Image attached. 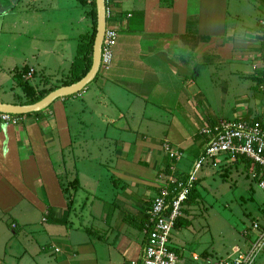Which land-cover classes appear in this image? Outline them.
Returning a JSON list of instances; mask_svg holds the SVG:
<instances>
[{
  "label": "crops",
  "instance_id": "obj_1",
  "mask_svg": "<svg viewBox=\"0 0 264 264\" xmlns=\"http://www.w3.org/2000/svg\"><path fill=\"white\" fill-rule=\"evenodd\" d=\"M92 3L0 0L1 35L28 39L21 37V43L15 41L10 49L1 50L5 63L1 75L28 66L33 75L40 71L69 76L73 62L84 58L85 38L94 31ZM107 3L113 15L110 26L119 34L112 69L99 74L80 95L57 100L48 108L51 115L41 120L33 116L19 126L0 123V264L139 260L160 176L174 177L168 174L169 164L180 178L189 175L206 148L202 130L229 117V113L223 117L219 108L212 111L209 98L226 104L233 80L246 78L260 84L264 77V0ZM241 5L246 7L245 15L258 16V27L245 23L234 33L229 17ZM43 12L46 15L40 18ZM44 37L51 40L48 48L33 44ZM22 54L19 65L10 62ZM210 69L212 73L207 72ZM198 83L204 86L199 88ZM256 86L246 101L258 107L257 115L247 117L237 111L234 120L264 122V97ZM7 99L0 102H16ZM35 131L47 140H35ZM165 142L181 153V163L176 165L168 157ZM52 153L55 157L60 153V158ZM190 208L186 207L184 220L189 227ZM32 210L42 212V218ZM254 223L264 226V213ZM184 228L178 229V239L173 238L179 264H216L250 247V237L231 241L234 236L221 230L215 234L217 249L211 245L198 253L190 244L198 240ZM226 239L230 241L224 243ZM10 245L15 246L16 256Z\"/></svg>",
  "mask_w": 264,
  "mask_h": 264
},
{
  "label": "rangeland",
  "instance_id": "obj_2",
  "mask_svg": "<svg viewBox=\"0 0 264 264\" xmlns=\"http://www.w3.org/2000/svg\"><path fill=\"white\" fill-rule=\"evenodd\" d=\"M44 4L45 1L42 5ZM245 8H246L245 6L241 5L231 10V14L229 17V27H231V29L234 30V33H237V30H240V28H242L245 25V23L247 26L250 27H258L257 26L258 16L256 17V15H254L253 12H251L249 15L247 14L245 15L242 11V9L245 11ZM85 10H89V9L85 8ZM253 10H255V12H258L260 9H253ZM45 15L46 13L43 12L39 17L44 18ZM111 22L112 20H109L108 24L110 25ZM1 34L2 33H1V20H0V101L1 99L8 100L7 98L9 99L13 98L14 101L17 102L25 101L27 99L25 93L17 86V82L21 78L23 81H29L37 88V90L51 89L53 87L60 86L72 79V75L61 78V77H55V75L53 74L52 76L48 74L44 75V73H40V71H38L37 74L35 73V75H33L34 72H30L28 66L27 68H25V66L21 67L19 68V70H16L14 73H8L4 71L5 75L4 73L3 75H1L2 74L1 64L3 66L5 64V63H1V54L3 53V51L1 52V50L3 49L5 50V47L7 48L6 50H8V48L10 49L12 43L15 41L21 43L23 39L28 40L25 35L21 36L23 38L22 39L19 35L16 36L10 34L7 35L6 34L1 35ZM35 41L37 43L34 42L33 44L36 47L39 46L45 49L49 47L51 42V40H49L47 37H44L38 41L35 39ZM45 41L47 42L46 47L43 46L45 44ZM89 41H90V37H86L84 41L86 47L89 44ZM24 56L25 55L23 54L22 56L21 55L16 56L13 59H11L10 62L19 65V63L22 61V57L24 58ZM76 61H74L72 66L70 67L71 71L74 69V64ZM70 64L71 63H69V66ZM60 66L62 67V71H63L64 64L62 63L60 64ZM55 68L56 67H54V69ZM207 72L212 73L213 71L210 69L207 70ZM55 80H57V82L51 85V83ZM242 80H244L243 82L244 85H241ZM242 80H240L239 82H235V80H233L232 84L229 83V85H231L229 88L230 97L228 98L229 100L226 102V104H218L217 101L209 98L210 102L214 103V104H210L212 111L216 112L217 108H219L223 117H226L229 113V117L227 118L230 120H234L237 118L235 117L236 114H234L237 111L242 112L243 116H247V117L250 113L251 115L254 116L257 115L258 107L257 108L254 107L252 102L249 103L248 101H246V99H248L250 95H252L253 87L258 85L259 81L256 80L258 81L257 84V82L255 81L253 82L252 79L245 78ZM219 82L220 81L218 80V83ZM198 84H199L198 85L199 88L204 86L201 83ZM235 91H236V95L233 96L234 94L232 92ZM81 93H78L76 95H80ZM259 94H261V96L264 97V95H262L263 94L262 92L259 91ZM74 96H70V97H74ZM244 101H246L245 104H242L244 103ZM202 112L203 110L199 108V113ZM43 114L51 115L48 109L45 110ZM42 137L44 138V140H47L46 137H44V135H41V133L35 131L33 136L35 140L41 139ZM57 146L60 147V145L58 144ZM191 152L193 153V151ZM52 155L53 157H55V154L52 153ZM56 157L60 158V153H58ZM171 160L173 161L175 160L176 165L183 161V159L180 162H178V160L176 159H171ZM228 164H232V165H230V167L226 169H223L224 167H222L221 164L220 165L214 164L212 167L207 168L206 171L204 169L202 172L200 171V173L198 174V177H201L203 175L201 180L203 181L204 184L200 188V192L203 197L200 194L202 199L198 200L197 203L190 205L191 206L190 213H192L191 221L193 222V224L189 228L187 227L184 228L188 232H190L193 238L196 237V239L198 240V242L194 241L193 243L192 242L190 243L191 245H194L197 248L198 253H202L206 250L211 249L212 248L210 247L211 245H213L214 249H217L215 247L217 243V238L215 234L216 233L219 234L221 230H223L224 233L227 232L231 236L232 235L234 236V238H230L231 241L237 238H244V239L247 238L244 237V235L247 232L251 231L253 223L256 221L257 218H260V213H264V193L259 188L258 184L254 181L255 171L253 172L246 171L245 164H239V166H236L235 163L228 162ZM163 178L167 180L168 177L163 176ZM41 200L46 201L47 199L42 198ZM32 213H35L37 216H39V220L43 216L42 212L40 213V211L35 212V210H32ZM184 217H186L185 214ZM8 219L9 217L6 218V223L8 222ZM13 227L16 226L14 225ZM0 232H1V226H0ZM172 235L175 240L178 239L180 236L178 230H175ZM3 239L5 240L4 237ZM229 241L230 240L226 239L224 243ZM10 247L12 254L16 256L17 253L15 251L17 250L15 246L10 245ZM2 251L3 248H1V252ZM9 259H11L10 256ZM220 261H222V259ZM256 264H264V250L261 253V255L258 257Z\"/></svg>",
  "mask_w": 264,
  "mask_h": 264
},
{
  "label": "built area",
  "instance_id": "obj_3",
  "mask_svg": "<svg viewBox=\"0 0 264 264\" xmlns=\"http://www.w3.org/2000/svg\"><path fill=\"white\" fill-rule=\"evenodd\" d=\"M92 1V0H90ZM112 13L107 10V28L102 45L101 73H108L113 67L114 51L118 45L119 34L108 24L112 20ZM264 25V21L262 22ZM264 73V65L262 66ZM33 72V70L31 71ZM264 94V83L260 86ZM27 121V117L0 113V123L11 126H19ZM223 133L220 134V130ZM203 135H211L209 129L201 132ZM165 151L171 159L180 160L181 153L173 150L171 145L165 143ZM229 155L233 158H246L255 167L259 168V188L264 193V126L252 122H222L216 129L215 137L209 145L207 156L197 160L188 175L187 182L178 181L172 176L167 180L160 176L162 182L159 186L160 194L154 199L150 211L149 220L144 228V246L141 259L132 264H179L180 257L174 250L173 232L176 230V222L183 216L185 203L189 200L199 177L198 174L207 164L209 159L220 155ZM258 174L255 172L254 177ZM166 180V181H165ZM171 196H175L168 202ZM250 237V247L246 251H238L236 256L218 262L217 264H255L264 249V226L262 223H254L252 232H247Z\"/></svg>",
  "mask_w": 264,
  "mask_h": 264
},
{
  "label": "trees",
  "instance_id": "obj_4",
  "mask_svg": "<svg viewBox=\"0 0 264 264\" xmlns=\"http://www.w3.org/2000/svg\"><path fill=\"white\" fill-rule=\"evenodd\" d=\"M107 5H108V3H107ZM91 9H92V16H93V19H94V32H93V34L90 37V41H89V44L87 45V47H86V45H84L83 48L81 49L82 50L81 54L84 56V58L83 59H77V61L74 64V69L70 72V75H72V79L70 81L65 82L64 84H62L60 86H56V87H53L51 89L37 90V88L33 84H31L29 81H23L22 78H21L17 82V86H18V88H20L25 93L27 99L25 101H20V102L16 101V102H14L15 105H33V104H36V103L40 102L41 100H43L45 97H47L53 91H55V90H57V89H59L61 87L71 86V85H73L75 83H78L84 77H86V75L89 73V71H90V69L92 67L93 46H94V41H95V36H96V29H97V9H96L95 0H93V3L91 4ZM262 55H263V65H264V44H263V54ZM262 73H263V70H262ZM263 75H264V73H263ZM97 79H98V76H97L96 80ZM260 80L261 81H260V84H258V88H259V90L261 92L260 86L264 83V77L261 78ZM69 98H71V97H69ZM43 112L44 111H42L40 113H34V114H28V115H19V117H24V116L25 117H33V116H35V117H38L41 120L46 115V114H43ZM222 122H226V123L227 122H235V123H238V122H252V123L259 122V123H261L264 126V122L257 121V120H254V121H252V120H244V121L243 120H222V121H219V122H217L215 124H211V125L206 126L204 129H209V131H211L212 133H211V135H203L201 133V135L206 138V143H205L206 148L203 151V153L201 154V156L198 158V160L207 156V151L209 149V145H210V143L212 141V138L215 137L216 129L221 126ZM219 133L222 134L223 130L221 129ZM165 143H167V142H165ZM164 147H165V144H164ZM172 149L175 150L173 147H172ZM164 151H165V148H164ZM165 153H166V151H165ZM166 154L170 158L169 154L168 153H166ZM228 162L229 163H235L236 166H239V164H245L246 171H248V172L255 171L258 174V176L254 177V181L257 184H259V182H260L259 168L255 167V165H253V163L250 160H247L246 158H242V157L233 158V157H231L229 155H223L222 154V155H220V156H218L216 158L209 159L206 165L209 164L208 166L212 167L214 164L215 165L216 164H218V165L221 164L222 167H224L223 169H226V168H229L230 165H232V164H228ZM171 165L172 164H169L168 174H172L174 176L173 178L178 180V181L182 180L183 182H187L188 175L180 178V176L177 174L176 170L175 171H171L170 170ZM225 165H227V166H225ZM200 187H201V181H199V179H198V181L196 182L193 190L191 191L189 200L185 203V208L187 206L189 207L191 204L193 205L194 203L198 202L197 196L199 197V195H200ZM159 194H160V190L158 188L157 196ZM174 197L175 196H171L169 198L168 202H171L174 199ZM187 211H186V209H184L183 216L181 218H179V220H177L176 226H175L176 230L182 228V226L189 227V224H188L189 222L185 221V224H184V220L186 219L184 217V214ZM148 220H149V214L147 215V219H146L145 224L148 222ZM144 228H145V226H144ZM244 237H246V236L244 235ZM174 250L176 251V253H178L176 248ZM136 261H138V260H136ZM136 261H133V262H136ZM131 264H132V262H131Z\"/></svg>",
  "mask_w": 264,
  "mask_h": 264
},
{
  "label": "water",
  "instance_id": "obj_5",
  "mask_svg": "<svg viewBox=\"0 0 264 264\" xmlns=\"http://www.w3.org/2000/svg\"><path fill=\"white\" fill-rule=\"evenodd\" d=\"M95 3L97 9V29L93 46L92 67L86 77L71 86L61 87L53 91L43 100L33 105H15L0 102V113L10 115H28L40 113L50 108L57 100L74 96L85 91L87 87L95 81L97 76L101 73L100 66L102 45L107 28L108 10L107 0H95Z\"/></svg>",
  "mask_w": 264,
  "mask_h": 264
}]
</instances>
